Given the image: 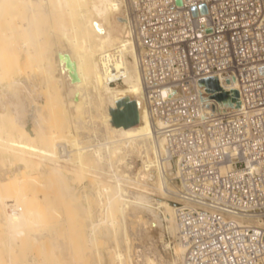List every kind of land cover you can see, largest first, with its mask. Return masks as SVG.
<instances>
[{"label":"bare ground","instance_id":"obj_1","mask_svg":"<svg viewBox=\"0 0 264 264\" xmlns=\"http://www.w3.org/2000/svg\"><path fill=\"white\" fill-rule=\"evenodd\" d=\"M128 17L127 0H0V264H101L100 242L110 264H137L131 218L166 247L163 229L177 238L164 198L175 165L161 157ZM108 68L119 82L108 83ZM123 97L135 101L134 124L112 122ZM89 129L99 135L86 141ZM175 243L180 264L185 246Z\"/></svg>","mask_w":264,"mask_h":264},{"label":"built area","instance_id":"obj_2","mask_svg":"<svg viewBox=\"0 0 264 264\" xmlns=\"http://www.w3.org/2000/svg\"><path fill=\"white\" fill-rule=\"evenodd\" d=\"M127 3L155 137L175 165L180 264H264V0ZM208 76L234 81L238 103L206 91Z\"/></svg>","mask_w":264,"mask_h":264},{"label":"rangeland","instance_id":"obj_3","mask_svg":"<svg viewBox=\"0 0 264 264\" xmlns=\"http://www.w3.org/2000/svg\"><path fill=\"white\" fill-rule=\"evenodd\" d=\"M50 124H51V122H50ZM96 132L98 133L97 135H99V131L96 130ZM94 134H95L94 137L97 136L96 133H94ZM94 137H93V131L91 132V130L89 129L85 132L83 139L86 141H89V140H92ZM134 154H136V152H134ZM5 167L10 168L11 165L9 163H6ZM106 167L107 166L105 164L102 165V169L105 171H107ZM101 175H102L103 179L107 178V176H106L107 174L101 173ZM85 183H87V181H85ZM149 184L151 187L153 186L152 190L153 189L155 190V191L153 190V192H155L154 194H156V192L160 193L159 189H157V186H156L157 183L156 182L149 183ZM172 184H174V182L171 183V185ZM92 186H91V188L93 189ZM81 190H82V188L80 186V188L77 187L75 189V192H80ZM159 193H157V196L160 195ZM95 196H94L93 192H91V194H89V198L92 200V201L90 200V202H91L90 207L92 208L91 210H93V212H95L94 213L95 216L93 215V217H94V219H97V220L98 219L104 220L106 217L104 212L102 210H100V208L98 209L96 205H94V204H97V200L95 199ZM92 197L95 199L96 203H94L95 201L92 199ZM164 198H165L166 202L171 203V204L173 203L172 195H170V194L164 195ZM85 206H86V204H85ZM96 209H97V211H94ZM102 212H103V214H102ZM101 223L104 225H102ZM129 223H130V225L128 226V233H129L130 242H131L130 254H131L132 261L136 262L137 264H141L143 262V259H145L146 256H151L155 260H159L158 262H160L161 264H173V262H174V264L178 263L181 253L175 249V246H176L175 242L178 240L175 236V232L163 229L165 239L168 240V242L170 243V246L166 247L164 243H160L159 241L156 240V238H157L156 232H153V234L146 233L144 231L143 226L140 223L137 224L136 222H134L133 218H131V221ZM105 224L106 223H103L102 221H100V224H99V229L101 230V232L99 231L100 234L99 233L98 234H99V236H102L101 237L102 239L107 238L106 236H107V234H109L108 233L109 229ZM172 225H173V223H171V226ZM89 228H90L89 223H87V225H86L87 231H89ZM108 239L110 240L109 244L111 246H113L114 243L112 241V236H109ZM107 244L108 243H106V242L98 243L100 253L102 255L101 264H110L109 259L111 257L112 252L109 251L108 248L106 247ZM120 244L123 248V244L122 243H120ZM87 250H89V248ZM92 259H93V257H92Z\"/></svg>","mask_w":264,"mask_h":264},{"label":"water","instance_id":"obj_4","mask_svg":"<svg viewBox=\"0 0 264 264\" xmlns=\"http://www.w3.org/2000/svg\"><path fill=\"white\" fill-rule=\"evenodd\" d=\"M179 2V0H177ZM199 8L202 12L206 11L204 3L200 4ZM192 13L196 14V7L191 8ZM260 72H264V67L260 68ZM199 84L205 86L206 91H212L213 89H220L219 92L215 93L217 100L222 101L226 105H232L238 103V91L236 88H232L229 91L220 88L218 80L214 76L204 77L199 80ZM112 116V122L115 125H130L137 121L138 114L135 101L129 98H121L116 102V107L110 108Z\"/></svg>","mask_w":264,"mask_h":264}]
</instances>
